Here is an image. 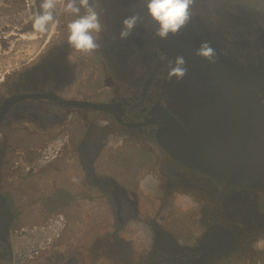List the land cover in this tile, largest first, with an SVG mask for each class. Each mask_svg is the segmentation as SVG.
Masks as SVG:
<instances>
[{
    "label": "flooded vegetation",
    "instance_id": "flooded-vegetation-1",
    "mask_svg": "<svg viewBox=\"0 0 264 264\" xmlns=\"http://www.w3.org/2000/svg\"><path fill=\"white\" fill-rule=\"evenodd\" d=\"M90 2L97 49L70 47L76 16L58 4L55 38L57 23L0 80V264H264V178L233 186L165 150L116 63L132 41Z\"/></svg>",
    "mask_w": 264,
    "mask_h": 264
},
{
    "label": "water",
    "instance_id": "water-1",
    "mask_svg": "<svg viewBox=\"0 0 264 264\" xmlns=\"http://www.w3.org/2000/svg\"><path fill=\"white\" fill-rule=\"evenodd\" d=\"M18 1L0 0V28L11 23L22 29L32 8L26 3L18 9ZM101 1L118 35L125 17L141 16L128 38L129 53L119 54L116 63L138 77L136 98L165 150L233 186L264 178V0H195L186 27L166 40L155 35L158 25L145 0ZM56 32L58 22L52 39ZM202 41L216 50L215 63L195 55ZM177 55L185 58L188 73L168 79V61ZM196 255L184 253L179 264H192ZM168 262L178 264L174 257Z\"/></svg>",
    "mask_w": 264,
    "mask_h": 264
},
{
    "label": "clouds",
    "instance_id": "clouds-1",
    "mask_svg": "<svg viewBox=\"0 0 264 264\" xmlns=\"http://www.w3.org/2000/svg\"><path fill=\"white\" fill-rule=\"evenodd\" d=\"M195 0H145L148 15L156 22L158 27L155 35L162 40L168 39L170 35H177L184 29L190 20V8ZM32 6H35V0H31ZM62 5V11L76 16L68 25L69 36L68 43L70 47L84 53H90L99 47L96 37L93 33H99L102 25L99 14L93 7L90 0H42L34 14L32 27L36 32H46L50 24L57 23L55 10L57 5ZM84 14L81 15V9ZM141 21L139 13L127 16L122 21V27L119 33L121 40L128 39L137 24ZM195 55L199 56L209 63H215L216 50L208 41H202L195 50ZM169 69L167 78L175 77L181 80L188 73L186 60L182 55H177L173 60H169ZM261 242H258V246Z\"/></svg>",
    "mask_w": 264,
    "mask_h": 264
},
{
    "label": "rangeland",
    "instance_id": "rangeland-1",
    "mask_svg": "<svg viewBox=\"0 0 264 264\" xmlns=\"http://www.w3.org/2000/svg\"><path fill=\"white\" fill-rule=\"evenodd\" d=\"M41 3L42 0H35L34 7L31 3L33 17L35 12L39 10V6ZM56 15L57 13L55 12V16ZM32 21L27 24L25 29L0 32V61H4L7 66H10L15 62H24V60H26L27 58L37 55L39 53V50L43 47L42 44L44 43V40L53 24H50L48 26V30L46 32H38L36 38H30L29 34L36 33V31H34L32 27ZM12 49L13 51L9 52V55L4 58L3 52ZM17 57L19 59H17ZM30 245H32V243L30 242L27 234H23L20 237L16 238V246L19 247L20 253H22L24 247H29Z\"/></svg>",
    "mask_w": 264,
    "mask_h": 264
},
{
    "label": "built area",
    "instance_id": "built-area-1",
    "mask_svg": "<svg viewBox=\"0 0 264 264\" xmlns=\"http://www.w3.org/2000/svg\"><path fill=\"white\" fill-rule=\"evenodd\" d=\"M13 49H14V48H13ZM13 49H12V50H9V51H4V52H3V54H4V58L7 57V56L9 55V52H12ZM17 59H19V58L17 57ZM20 63H22V62H20ZM20 63L15 62L14 64H11L10 66H9V65L7 66V65L4 63V61H0V80H1V79H2L7 73H9L11 70H13L14 68H16L17 65H19Z\"/></svg>",
    "mask_w": 264,
    "mask_h": 264
},
{
    "label": "bare ground",
    "instance_id": "bare-ground-1",
    "mask_svg": "<svg viewBox=\"0 0 264 264\" xmlns=\"http://www.w3.org/2000/svg\"><path fill=\"white\" fill-rule=\"evenodd\" d=\"M30 35V38H36L37 35H38V32L34 33V34H29ZM34 36V37H33Z\"/></svg>",
    "mask_w": 264,
    "mask_h": 264
}]
</instances>
